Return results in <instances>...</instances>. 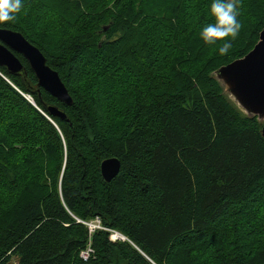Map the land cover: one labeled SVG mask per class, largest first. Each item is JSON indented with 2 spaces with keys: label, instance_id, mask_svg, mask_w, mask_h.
Masks as SVG:
<instances>
[{
  "label": "trees",
  "instance_id": "trees-1",
  "mask_svg": "<svg viewBox=\"0 0 264 264\" xmlns=\"http://www.w3.org/2000/svg\"><path fill=\"white\" fill-rule=\"evenodd\" d=\"M211 2L23 0L0 24L73 100L38 87L21 54L26 77L0 67V264H264V124L214 76L255 48L264 0H240L225 56L200 39ZM110 158L121 170L107 183ZM96 218L130 243L90 236Z\"/></svg>",
  "mask_w": 264,
  "mask_h": 264
},
{
  "label": "water",
  "instance_id": "water-1",
  "mask_svg": "<svg viewBox=\"0 0 264 264\" xmlns=\"http://www.w3.org/2000/svg\"><path fill=\"white\" fill-rule=\"evenodd\" d=\"M108 29L109 26L104 31ZM15 53L21 54L28 61L38 79V87L65 105H73L60 75L48 66L43 53L22 34L0 29V67L6 68L11 75L26 77L25 67ZM214 75L249 117L256 116L259 122L264 120V30L255 48L247 56L221 67ZM49 110L53 116L66 119V114L57 108L50 107ZM120 170L121 162L117 158L107 159L101 165L102 177L107 183L115 179Z\"/></svg>",
  "mask_w": 264,
  "mask_h": 264
},
{
  "label": "clouds",
  "instance_id": "clouds-1",
  "mask_svg": "<svg viewBox=\"0 0 264 264\" xmlns=\"http://www.w3.org/2000/svg\"><path fill=\"white\" fill-rule=\"evenodd\" d=\"M240 7V0H212L209 9L212 22L200 29V39L208 46H218L221 56L229 53L242 29ZM24 10L23 0H0V24L14 22Z\"/></svg>",
  "mask_w": 264,
  "mask_h": 264
},
{
  "label": "built area",
  "instance_id": "built-area-1",
  "mask_svg": "<svg viewBox=\"0 0 264 264\" xmlns=\"http://www.w3.org/2000/svg\"><path fill=\"white\" fill-rule=\"evenodd\" d=\"M82 224H84L88 228L90 236H92V234L96 230H105V231H108L110 233V240L112 242L125 241L127 239L122 234H120L116 231L106 230L102 226L99 218H96L95 220L90 221V222H82ZM94 253H95V251H94V249L91 245V241H90V244L88 245V247L81 252L80 258L83 261L88 262L91 259V257L94 255Z\"/></svg>",
  "mask_w": 264,
  "mask_h": 264
},
{
  "label": "rangeland",
  "instance_id": "rangeland-1",
  "mask_svg": "<svg viewBox=\"0 0 264 264\" xmlns=\"http://www.w3.org/2000/svg\"><path fill=\"white\" fill-rule=\"evenodd\" d=\"M215 76V75H214ZM219 83V82H218ZM223 83H219V85L222 87V89H223V93H224V95L230 100V102L238 109V111L240 112V113H242L244 116H246V117H249V114H247V112H245L243 109H242V107H240L239 106V104L235 101V99L231 96V94L228 92V89L225 87V85L223 86L222 85ZM256 117V116H255ZM258 118V117H257ZM259 123H261V124H264V120H262V121H260ZM123 242H128V243H130L129 241H128V239H126L125 241H123ZM19 263V258L18 257H16V256H14L12 259H11V261L8 263V264H18Z\"/></svg>",
  "mask_w": 264,
  "mask_h": 264
}]
</instances>
